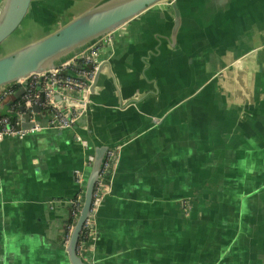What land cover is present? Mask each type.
<instances>
[{"label": "crops", "instance_id": "1", "mask_svg": "<svg viewBox=\"0 0 264 264\" xmlns=\"http://www.w3.org/2000/svg\"><path fill=\"white\" fill-rule=\"evenodd\" d=\"M190 1L179 2L185 18L174 46L173 11L159 3L125 25L109 53L102 90L94 97L96 132L111 141L140 134L129 144L124 168L85 252L94 264H264V214L258 233L253 229L259 234L254 245L241 243L235 253L215 259L222 248L215 236L216 219L206 205L207 197L214 195L212 182L219 178L211 167L222 164L225 151L237 145L234 124L254 100L255 68L261 61L264 69V56L259 62L245 61L243 70L252 68L253 80L246 74L234 80L239 101L230 104L229 91L215 98L200 95L201 115L210 121L203 124L197 116V99L159 120L197 86L189 71L194 68L190 53L198 42V18L189 15ZM259 33L252 34L255 46ZM223 60L235 61L241 69L233 53ZM251 85L248 93L241 92ZM121 102L135 103L123 109ZM224 108L233 114L232 120ZM73 136L71 130H45L0 143V264H70L64 232L70 201L82 191L74 171L84 167L88 155ZM197 152L203 157L200 171ZM187 197L195 203L190 218L184 217L181 201Z\"/></svg>", "mask_w": 264, "mask_h": 264}, {"label": "water", "instance_id": "2", "mask_svg": "<svg viewBox=\"0 0 264 264\" xmlns=\"http://www.w3.org/2000/svg\"><path fill=\"white\" fill-rule=\"evenodd\" d=\"M75 1L2 0L0 2V46L19 30L29 15L34 22L47 28L42 38L12 53L3 55L0 52V93L3 89L22 82L9 102L0 108V117L9 116L15 119L18 116L17 112L9 110V106L11 102L17 101L25 94L30 77L61 68L86 55L94 46L108 36H112L111 42L101 49L96 59V71L92 79L87 81V90L78 97L79 103L84 105V111L74 124L64 129L45 128L31 133L45 130L56 132L71 130L74 133L73 141L81 145L86 153L88 152L84 167L74 171L78 189L83 192V201L68 242L65 243V250L70 264H94L85 252L78 251L84 224L87 219H91L92 227L95 229L101 210L113 193L115 178L124 168L129 144L140 134L138 131L126 138L111 141L103 139L96 132L94 97L102 90L100 83L104 78L105 68L109 65V53L114 49L116 34L121 33L126 24L159 3L166 4L173 11L171 41L174 46L185 15L180 6L183 4L179 3L183 0H98L88 9L68 16V11L76 4ZM189 3L191 4L189 15L198 18V42L195 51L190 53V63L194 61L190 65H194V68L189 69L190 79L195 76L197 86L193 91H189L190 95L187 98L167 109L168 111L159 120H165L171 111L185 107L191 100L197 99L195 103L197 116H200L205 124L204 121L208 122L211 119L201 115L198 99H203L200 95L204 94H214L215 98L216 94L228 93L223 83L225 77L219 75L221 71H229L239 81L245 74L249 81L254 79V70L250 68L245 72L243 68L246 60L254 58L259 62L264 56V0H193ZM258 32L262 35L259 44L255 46L252 34ZM230 53L234 54L241 69H238L235 61L226 63L223 60ZM261 63L260 61L259 67L255 68V90H251L254 93V100L248 102L250 106L240 116V122L234 124V132L236 135L239 134L237 145L230 146L225 151L221 158L222 164L214 163L211 167L212 173L219 177V180L212 182L215 187V190H212L214 195H211L209 200L207 197L206 204L209 206L212 219H216L218 230L215 236L222 248V251L216 253L215 259L235 253L241 243L254 245L259 237L257 231L262 225L260 215L264 214V69ZM68 74L78 77L73 71H68ZM79 78L83 77L79 76ZM246 89L249 90L248 87ZM243 90L241 89V92ZM56 100L61 102L58 94ZM133 103L135 102H121L119 106L124 109ZM232 107L234 105H230V108ZM236 109L233 108L234 111ZM24 110L22 106L21 111ZM32 110L37 113L36 120L45 126L47 120L40 113V108L34 106ZM224 111L228 109L224 108L222 112ZM229 111L228 117L232 120L233 114ZM222 112L219 119L223 118ZM67 115L69 116V112ZM30 116V110L21 116L20 125L25 130L32 126ZM226 126L231 129L232 125L229 122ZM28 135L30 134L20 138ZM216 149L220 151L218 148H215V151ZM197 155L196 168L200 171L203 157L198 152ZM245 165L249 167L247 171L244 170ZM205 171H209V165ZM77 172L81 174L80 181L77 179ZM205 184L207 185L208 182ZM97 187L99 189L96 195ZM95 195L99 201L94 207ZM193 200L194 198H181L187 210V218L191 217ZM254 228L257 229V233ZM64 233L66 236L67 229ZM260 237V239L264 238L263 235Z\"/></svg>", "mask_w": 264, "mask_h": 264}, {"label": "built area", "instance_id": "3", "mask_svg": "<svg viewBox=\"0 0 264 264\" xmlns=\"http://www.w3.org/2000/svg\"><path fill=\"white\" fill-rule=\"evenodd\" d=\"M112 36L105 38L100 44L90 49L86 55H83L75 61L57 68L53 71L33 75L28 79V87L25 94L15 102H11L9 110L18 113L15 119L9 116L0 117V143L7 137H23L45 128L64 129L71 127L76 119L84 111V105L79 103L78 97L82 96L88 87V80H91L96 71V59L103 47L111 42ZM68 71L75 72L78 77L68 74ZM82 76L83 78H79ZM22 82L13 84L3 89L0 93V108H3L11 96L21 87ZM56 94L61 98V102L56 100ZM24 106L25 110L21 111ZM34 106L40 108L43 118L47 119L45 126L36 120L37 113L32 109ZM68 106V107H67ZM31 111L30 121L32 126L25 130L21 127V116L27 111ZM69 112V116L67 115ZM78 181L81 180V174L77 172ZM96 189V195L98 191ZM95 195L94 207L99 199ZM83 201V192H79L71 202V217L73 221L67 224V234L65 242H68L70 232L72 231L81 210ZM92 220L87 219L82 234L87 240L95 236V229L92 227ZM88 241H80L78 251L86 252L88 250Z\"/></svg>", "mask_w": 264, "mask_h": 264}, {"label": "rangeland", "instance_id": "4", "mask_svg": "<svg viewBox=\"0 0 264 264\" xmlns=\"http://www.w3.org/2000/svg\"><path fill=\"white\" fill-rule=\"evenodd\" d=\"M98 0H76V4L68 11V16L77 14L79 12H82L83 10L88 9L91 5L95 4ZM47 32V28L43 25L34 22L32 17L29 15L24 20L22 26L19 28V30L11 36L6 42H4L0 46V52L3 55L12 53L40 38L45 36ZM226 72V73H225ZM221 77H225V80L223 81L224 85L229 89H226L231 93L229 98V103L231 104L233 101H239V97L235 96V90L239 89V86L235 87L236 84H234V77L233 74H231L229 71L223 70L219 74ZM248 88H252V85ZM243 92L248 93V89L246 87L244 88ZM192 208V205H191ZM187 210L184 211V217H188L186 214Z\"/></svg>", "mask_w": 264, "mask_h": 264}, {"label": "trees", "instance_id": "5", "mask_svg": "<svg viewBox=\"0 0 264 264\" xmlns=\"http://www.w3.org/2000/svg\"><path fill=\"white\" fill-rule=\"evenodd\" d=\"M72 221H73V218L70 216V217H69V220H68V223H70V222H72ZM84 240H85V242L88 241L87 244L89 245L90 241L87 240V239H85V237L83 236V234H81L80 241H84Z\"/></svg>", "mask_w": 264, "mask_h": 264}, {"label": "flooded vegetation", "instance_id": "6", "mask_svg": "<svg viewBox=\"0 0 264 264\" xmlns=\"http://www.w3.org/2000/svg\"><path fill=\"white\" fill-rule=\"evenodd\" d=\"M68 224V223H67Z\"/></svg>", "mask_w": 264, "mask_h": 264}]
</instances>
